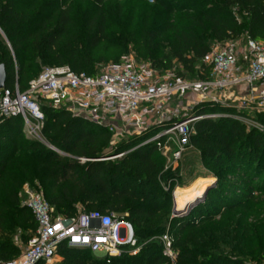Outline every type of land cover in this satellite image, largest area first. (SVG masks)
Segmentation results:
<instances>
[{"label":"trees","instance_id":"16d2710c","mask_svg":"<svg viewBox=\"0 0 264 264\" xmlns=\"http://www.w3.org/2000/svg\"><path fill=\"white\" fill-rule=\"evenodd\" d=\"M67 1L53 6L58 12L53 29L37 33L36 18L21 9V0H0V65L6 72L5 88L17 85L24 92L45 67L67 66L74 73L95 76V66L118 62L128 54L129 45L137 60L151 62L159 72L169 71L175 59L195 74L197 63L210 54L212 41L221 43L243 35L264 41V0L190 1L193 12L185 13V24L172 31L166 53L159 46V32L143 23L124 20L120 39L108 31L104 16L77 15ZM91 1L100 7L107 0ZM210 69L201 65L196 79L207 80ZM42 112L43 138L58 152L25 139L19 116L0 120V261L19 255L12 241L16 229L23 231L24 244L36 231L31 211L19 206L17 194L24 183L39 177L45 200L56 215L69 218L78 208L118 216L128 213L140 247L135 256L123 254L106 263L89 250L61 246L60 264H164L159 237L166 228L154 219L171 206L179 167H166V157L157 146L165 143V137L147 142L177 120L125 138L111 148L112 135L106 128L61 109L42 106ZM199 116L203 119L194 123L190 143L203 165L217 169L219 176L215 186L207 189L204 202L187 216L169 222L173 246L179 250L176 264H245L240 258L212 254L200 238L197 244L190 239L198 225L209 224L219 213L233 212L264 195V130L235 119L250 117L264 128V112L248 116L230 104L202 102L187 115ZM109 151L123 157L105 159ZM24 161L35 165L31 177L25 175ZM18 168L22 178L15 172ZM222 170L241 179L227 183L220 177Z\"/></svg>","mask_w":264,"mask_h":264},{"label":"built area","instance_id":"2783aa9c","mask_svg":"<svg viewBox=\"0 0 264 264\" xmlns=\"http://www.w3.org/2000/svg\"><path fill=\"white\" fill-rule=\"evenodd\" d=\"M209 55L211 69L207 80L185 79L171 70L159 72L131 54L101 65L95 76L74 73L67 66L45 67L24 92L17 85L0 90V120L19 116L28 136L44 143L42 106H48L106 128L113 144L177 120L147 142L165 137V143L157 146L166 157L164 149L172 141V160L176 164L192 148L194 123L203 119L180 116L178 103L185 101L188 94L198 95L202 101H188L187 107L211 102L230 104L246 113L264 112V41L243 35L242 41L238 38L217 43ZM235 119L264 130L250 117ZM18 196L21 205L31 211L36 231L26 244L15 241L20 247L19 255L0 264H56L60 262L61 246L89 250L106 263L123 254L135 256L139 252L132 225L115 214L78 208L74 216L67 218L55 214L37 187L27 185ZM159 241L166 258L164 264H176L169 232Z\"/></svg>","mask_w":264,"mask_h":264},{"label":"rangeland","instance_id":"374dc122","mask_svg":"<svg viewBox=\"0 0 264 264\" xmlns=\"http://www.w3.org/2000/svg\"><path fill=\"white\" fill-rule=\"evenodd\" d=\"M62 1L21 0L20 5L22 10L33 14L36 18V25L39 27V29H37V33H44L53 29L58 16V12L53 9V6ZM190 1L194 0H107L100 7L96 6L91 0H70L67 2H71L72 4H70L72 7L71 11L82 17L93 16L95 14L104 16L108 22V31L120 39L123 38L121 24L124 20L131 21L133 24L143 23L146 27L159 32V46L161 50L166 53L168 52V41L170 40L172 31L185 24V13L193 12L195 6ZM60 7L67 8V5L62 4ZM168 9H170V11H168ZM49 14H53L52 17L49 16ZM239 41H242V36L239 37ZM26 43L28 44L29 41ZM216 45L217 42H210L211 51L216 47ZM131 48V45H129L128 54L134 56L135 53ZM148 63L151 64V62ZM210 64L211 59L209 55L204 60L197 63L195 67V71H197V73L190 74L182 68L177 60L173 59L170 70L176 74L184 76L185 79L195 80L200 76L199 70H201V65L208 68ZM94 69L98 72L100 70V66L97 65ZM185 99L187 101L185 100L178 103L181 114L180 116L183 118L192 112V107H187L188 101L192 103L200 102L202 100L200 96L192 94H188ZM171 104H173V102ZM173 105L176 106L177 104L174 103ZM244 113L247 115L249 114V116H253L254 112L248 111V113ZM23 135L25 139L31 141L35 140L30 138L24 130ZM40 143L49 148L51 147L45 140L44 143ZM117 144H113L111 142L110 146L113 148ZM174 148L175 144L172 141H169L168 145L164 149L166 153V167H179L178 179L171 191L172 203L169 209H167V213L164 215L159 214L154 219L158 223L163 224L167 232H169V222L172 219V208L175 203L173 200L175 199L176 193L188 189L192 185V182H195L198 179L210 180V182L202 189L201 193L196 195V199L190 203L189 206L192 205L190 208L191 211V209L198 203L205 201L206 193L203 197L205 190L211 185L215 186L217 176H219L217 169L207 168L203 165L198 151L194 148L186 150L176 165L172 160ZM110 154H112V151H109L108 156L105 159L114 160L123 157V154L114 156ZM83 161L84 160H82V162ZM34 166L35 165L33 163L24 161L23 168L26 167V176H32ZM19 170L20 168L16 169L15 172H17V175H20L22 178V173ZM220 177L224 178L223 180L227 183L236 182L241 179L228 170H222ZM27 185L37 187L43 191V186L39 177L34 178L32 182L27 181L21 186V189ZM166 189H168V186H166ZM20 190L17 194V198L19 200V206L23 207L18 196ZM116 217L129 222L127 219L128 215L126 214L121 216L116 215ZM195 230V232L192 231V238L190 239L192 243L197 244L200 238V240L205 241L207 248H210L209 251L212 254L240 258L245 264H264V195H259L256 200L251 202H246L243 206L233 212L219 213L209 224L198 225ZM22 234L23 231L20 228L15 230V233L12 236L14 244L15 241L19 242L21 245L24 244L22 241ZM15 246L20 252V247L17 245ZM172 251L178 256L179 250H177L174 246L172 247ZM93 256L95 258H99L96 255ZM60 258L62 260V257ZM60 262L56 264H60Z\"/></svg>","mask_w":264,"mask_h":264},{"label":"bare ground","instance_id":"6f19581e","mask_svg":"<svg viewBox=\"0 0 264 264\" xmlns=\"http://www.w3.org/2000/svg\"><path fill=\"white\" fill-rule=\"evenodd\" d=\"M209 182V179H198L188 189L176 193L174 199L175 210L178 212L186 210L190 203L196 199V195L200 194Z\"/></svg>","mask_w":264,"mask_h":264},{"label":"water","instance_id":"95a60500","mask_svg":"<svg viewBox=\"0 0 264 264\" xmlns=\"http://www.w3.org/2000/svg\"><path fill=\"white\" fill-rule=\"evenodd\" d=\"M5 81H6V72H5V68H4L3 65H0V90L3 89V88H5ZM50 148L53 149V150H55V149L52 148V147H50ZM55 151L58 152L57 150H55ZM211 186H212V185H211ZM211 186H209V187H211ZM209 187H208V188H209ZM208 188H207V189H208ZM207 189L205 190V192H204V194H203V197H204V195H205ZM203 197H202V198H203ZM199 200H200V199H199ZM191 206H192V205H191ZM191 206H189L186 210H184V211H180V212L176 211V210H175V206H173V208H172V218H174V217H182V216L187 215V214L189 213V211H190Z\"/></svg>","mask_w":264,"mask_h":264},{"label":"crops","instance_id":"0c3cea01","mask_svg":"<svg viewBox=\"0 0 264 264\" xmlns=\"http://www.w3.org/2000/svg\"><path fill=\"white\" fill-rule=\"evenodd\" d=\"M201 101H202V100H201ZM201 101H200V102H201ZM193 182H194V181H193ZM193 182H192V183H193ZM60 260H61V258H59V261H60Z\"/></svg>","mask_w":264,"mask_h":264}]
</instances>
